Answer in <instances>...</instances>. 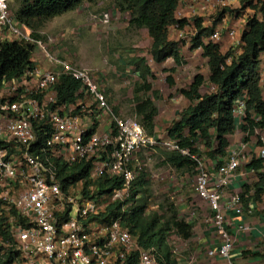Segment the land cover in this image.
I'll list each match as a JSON object with an SVG mask.
<instances>
[{
	"label": "built area",
	"instance_id": "built-area-1",
	"mask_svg": "<svg viewBox=\"0 0 264 264\" xmlns=\"http://www.w3.org/2000/svg\"><path fill=\"white\" fill-rule=\"evenodd\" d=\"M249 1L258 0H236L239 7ZM210 4L216 14L235 6L231 0H183L180 5L190 10L185 12L179 5L176 17L191 23L192 15ZM230 35L239 54L242 34L231 30ZM221 37V29L215 28L209 41L218 43ZM14 42L34 45L33 57L37 50L42 52L53 69L27 71L0 87V231H8L13 240L4 246L0 236V247L18 253L12 264H128L135 256L136 264H158L154 249L141 247L121 219H99L110 204L128 197L135 180V168L130 166L134 156L158 147V138L138 121L117 117L97 77L52 56L47 43L17 19L11 0H0V47ZM62 77L81 83L75 103H59L57 85ZM237 114L246 116V103L235 106V118ZM104 118L110 121L109 132H101L99 122ZM164 144L196 166V189L209 204L217 236L208 256L238 264L231 257L250 227L243 223L232 232L228 229L227 212L243 218L245 208L238 194L223 201V189L241 169V153H233L215 169L172 141ZM90 161L91 181L120 177L124 188L91 198L83 193V181L64 187L62 169Z\"/></svg>",
	"mask_w": 264,
	"mask_h": 264
},
{
	"label": "rangeland",
	"instance_id": "rangeland-1",
	"mask_svg": "<svg viewBox=\"0 0 264 264\" xmlns=\"http://www.w3.org/2000/svg\"><path fill=\"white\" fill-rule=\"evenodd\" d=\"M118 2L119 0L85 1L78 9L45 23L38 33L47 43V50L52 56L65 60L73 66L87 69L97 77L99 86L104 88L108 103L117 117L142 123L136 113L138 101L142 99H152L160 108L157 119L161 127L156 128L154 134L159 140V146L155 149H145L134 156L130 165L131 168H135L133 183L137 179L149 182V185L143 188L144 192L140 194L147 202L148 216L156 214L162 223H167L172 216L178 215L180 219L194 226L193 237L190 240H184L174 231L169 232L163 255L166 253V248H169L171 261L176 264H228L225 259L208 256V253L215 248L217 236L211 223L213 215L209 204L196 189L198 178L196 166L178 169L168 162V157L175 153L164 144L167 141H174L169 139L168 129L174 122L180 120V114L187 109L179 101L180 90L172 91L167 87L163 72L164 65H157L151 55L152 40L148 31L130 26L131 16L128 12L120 10ZM250 2L240 7L228 8L210 17L213 29L220 28L222 31L218 44L222 46L223 54L230 49L236 51L230 31L234 30L239 35L244 32L249 17L255 14ZM11 4L13 12H16L20 6L19 0H11ZM226 13L229 17L225 22ZM105 15L109 16L108 21H105ZM199 18V15H192L191 23L188 22L189 25L184 29L175 27L169 31L170 39L180 43L182 56L186 61L188 58L181 75L184 84L187 83L188 78L192 80L193 76L201 74V70L203 73L210 70L208 59L203 56V52L199 50L197 53L193 48V39L197 34L195 23ZM180 30L185 31L181 33ZM209 36L210 34H207L205 37L207 43L210 42ZM35 58L36 61L43 60L42 63L47 70L53 69L42 52L37 50ZM189 58H192L193 63H190ZM135 59H145L149 66L151 64L154 67L155 79H150V82L153 90L160 93L159 98L152 93L136 92V88L143 83V78L136 64H133ZM36 61L33 58V62ZM171 64H174L172 59L166 62V65ZM188 73L189 77H187ZM261 73L264 80V70ZM245 103L244 96L236 107L239 108ZM245 117V114L236 115V131L230 138L232 146L229 148V156L223 160L225 163L233 153H241L242 167L230 179V185L238 181L240 186L237 191L235 190L238 195L245 191V186L253 187L259 181L257 174L247 167L251 159L253 157L264 159L261 157V152L264 150L262 149L264 130H256L255 135L245 143L244 139L247 135L242 130ZM254 118L260 119L256 114ZM105 119H100L99 122L101 132L110 131L107 125L110 121ZM197 144L200 158L208 167L218 169L216 168L218 161L207 156L204 142L199 141ZM230 185L223 189V201L237 195ZM78 192L80 193V189ZM126 198L128 197L124 200ZM244 208L243 218L233 217L232 212H227V219L231 224L228 229L231 232L243 223L250 227L249 233L246 234L248 239L236 246L231 257L232 261L238 264H244L246 261L264 264V196L260 202L252 201L249 208L245 206ZM247 252L252 255H247ZM256 260L259 262H255Z\"/></svg>",
	"mask_w": 264,
	"mask_h": 264
},
{
	"label": "trees",
	"instance_id": "trees-1",
	"mask_svg": "<svg viewBox=\"0 0 264 264\" xmlns=\"http://www.w3.org/2000/svg\"><path fill=\"white\" fill-rule=\"evenodd\" d=\"M85 1L96 0H19L20 6L15 15L21 23L32 29L34 37L42 38L38 30L45 23L78 9ZM182 1L119 0L118 2L120 10L130 14V26L148 31L152 40L151 55L158 65L164 64L169 59H172L177 67H183L187 63L180 52V43L169 37L171 27L178 26L184 29L189 25L187 20H179L176 17V11ZM249 4L255 14L249 17L246 29L242 33L239 54L231 49L223 54L218 43L205 42L204 38L207 34L211 35L214 27L205 28L201 18L196 20L197 34L193 39V48L201 49L203 56L208 59L210 82L217 87V92L202 95L200 90L205 79L202 74H197L188 89L180 90V94L191 101L192 105L180 114V120L174 122L167 132L169 139L174 140L172 142L180 149L189 150L195 155H200L197 143L204 142L207 156L218 161L216 168L221 167L224 164L223 160L229 156V136L234 135L236 131L234 110L236 103L242 97H246V117L242 130L247 136L244 142L248 143L256 130H264V90L261 87L264 0H258L256 3L251 1ZM34 50V45L21 42L1 45L0 87L21 77L25 72H33L36 69L33 62ZM133 64H136L143 78V83L136 88V92L152 93L159 98L160 93L153 90L150 82L155 76L146 60L135 59ZM176 71V67L164 70L168 75L166 82L171 88L176 86L174 78ZM80 90V82L62 77L57 85L59 103H75L79 98ZM136 113L141 118L140 124L145 131L154 136L155 119L159 109L153 100H139ZM254 114L260 119L254 118ZM168 162L178 169L195 166L188 157L178 152L172 153L168 157ZM247 167L254 171L259 179L255 186H245V191L240 195L243 205L249 208L252 201L260 202L264 196V159L253 157ZM91 168L92 161L71 168L64 167L61 175L64 187L68 183L83 181V193L91 198L109 195L124 188L125 181L120 177L104 176L91 181ZM148 185L149 182L137 179L130 188L128 198L110 204L106 211L100 214L99 219L102 222L108 221L110 217L121 219L122 225L137 238L141 247L146 250L154 249L158 264H176L171 261L169 248H166V253L163 255L168 233L174 231L184 240H190L193 237L194 226L180 219L178 215L172 216L167 223H162L156 214L148 216L147 202L140 196L144 192L143 188ZM92 187L93 189L89 190ZM0 236L4 246H9L13 242L8 231L1 230ZM15 255L17 256L18 253L12 248L0 247V264H12ZM247 255L252 254L247 252ZM136 262L137 256L132 257L128 264H136Z\"/></svg>",
	"mask_w": 264,
	"mask_h": 264
},
{
	"label": "crops",
	"instance_id": "crops-1",
	"mask_svg": "<svg viewBox=\"0 0 264 264\" xmlns=\"http://www.w3.org/2000/svg\"><path fill=\"white\" fill-rule=\"evenodd\" d=\"M231 2H233L234 3V7H237V5H238V3L236 2V0H231ZM180 7L185 11V12H187V11H189L190 10V7H188V6H184L185 8H183L181 5H180ZM198 7H200V6H198ZM197 7V8H198ZM246 11H248V10H246ZM197 12L199 13V15H200V17L202 18V20H203V25L205 26V27H207V28H213V24L211 23V20H210V17H212L214 14H216V11H215V7H214V4H210V5H208V6H206V8L203 10V9H201V8H199L198 10H197ZM228 15H226V20L228 19ZM242 21V20H241ZM245 23H246V21H244ZM239 23H240V20H239ZM175 27H171L170 28V30L169 31H171L172 29H174ZM185 30H182V32H184ZM181 32V31H180ZM209 39V38H208ZM210 40V39H209ZM204 41H205V38H204ZM177 42V41H176ZM199 50H201V49H197V50H195L197 53L199 52ZM223 50V48H222V46H221V51ZM202 51V50H201ZM180 52L182 53V51H181V48H180ZM196 52H194V54H196ZM203 52V51H202ZM223 53V52H222ZM224 54H225V52H224ZM193 57V56H192ZM262 64H261V72H262V70H264L263 68H264V54L262 55ZM169 60H171V59H169ZM168 60V61H169ZM192 58H189V61H190V63H193L192 61ZM207 60V59H206ZM39 61V60H38ZM36 61V62H34V64H35V67H36V69L37 70H43V71H46L47 70V68L45 67V65L43 64L44 62H43V60H41V61ZM187 61H188V58H187ZM43 62V63H42ZM158 65V64H157ZM162 65H164V69H170V68H173V67H176L177 68V71H176V73L174 74V78H175V82H176V86L174 87V88H171V87H169V85L167 84V82H166V80H165V82H166V84H167V87H169L172 91L173 90H182V89H188L189 88V86L192 84V82H193V80H194V78H195V76H193V79L191 80L190 78H188L187 79V83H185L184 84V82H183V80H182V74H183V71H182V69L183 68H185V66L184 67H177L176 65H175V63L174 64H171V65H166V62L164 63V64H162ZM150 66H151V68L153 69V72H154V67L150 64ZM163 69V70H164ZM164 72V71H163ZM204 72H206V73H203L202 72V70H201V74L203 75V77H204V79H205V82H204V84H203V86L201 87V90H200V92H201V94L202 95H208V94H212V93H216L217 92V87L215 86V85H213L211 82H210V70L209 71H204ZM164 75H165V77H167V74L166 73H164ZM157 77H158V75H156ZM187 77H189V73L187 74ZM261 87H262V89L264 90V80H262L261 81ZM161 90V89H160ZM179 101L181 102V104L182 105H185L187 108L188 107H190L191 105H192V103H191V101H189L187 98H185L184 96H182L181 95V99H179ZM156 105V104H155ZM156 107L159 109V114H160V108L156 105ZM158 114V115H159ZM155 125H156V128L158 129V127L160 128L161 126H160V123H159V120L157 119V117H156V119H155ZM233 136V135H232ZM232 136H229V141H230V147L232 146V140L230 139ZM262 149H264V148H262ZM263 172H264V170H263ZM240 185H238V181H236L235 183H233L232 185H230V188L231 189H233L234 191L233 192H235V190L237 191V189H238V187H239ZM235 194H238V193H236L235 192ZM233 231V230H232ZM248 239V237L247 236H245V237H242L241 239H240V242L239 243H242V242H245L246 240ZM239 243H237L236 244V246L239 244ZM235 250H236V247H235ZM253 260H255V259H253ZM254 261H246L244 264H254L253 263ZM255 262H259V260H256ZM214 264H217V263H214Z\"/></svg>",
	"mask_w": 264,
	"mask_h": 264
},
{
	"label": "clouds",
	"instance_id": "clouds-1",
	"mask_svg": "<svg viewBox=\"0 0 264 264\" xmlns=\"http://www.w3.org/2000/svg\"><path fill=\"white\" fill-rule=\"evenodd\" d=\"M42 39V38H41ZM33 55H34V53H33ZM34 58V57H33ZM35 59V58H34ZM36 61V60H35Z\"/></svg>",
	"mask_w": 264,
	"mask_h": 264
}]
</instances>
